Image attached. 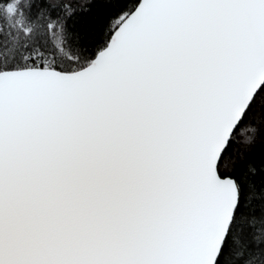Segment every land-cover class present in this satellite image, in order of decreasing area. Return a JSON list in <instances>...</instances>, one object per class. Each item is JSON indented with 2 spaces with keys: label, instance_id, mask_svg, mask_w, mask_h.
Returning a JSON list of instances; mask_svg holds the SVG:
<instances>
[{
  "label": "snow or ice",
  "instance_id": "6c2138e0",
  "mask_svg": "<svg viewBox=\"0 0 264 264\" xmlns=\"http://www.w3.org/2000/svg\"><path fill=\"white\" fill-rule=\"evenodd\" d=\"M0 264H264V0H0Z\"/></svg>",
  "mask_w": 264,
  "mask_h": 264
}]
</instances>
